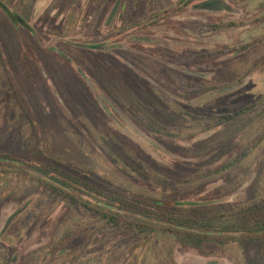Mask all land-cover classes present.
<instances>
[{"label":"rangeland","instance_id":"1","mask_svg":"<svg viewBox=\"0 0 264 264\" xmlns=\"http://www.w3.org/2000/svg\"><path fill=\"white\" fill-rule=\"evenodd\" d=\"M1 1L28 27L0 9V264H264L106 228L38 171L218 214L263 200L264 0Z\"/></svg>","mask_w":264,"mask_h":264},{"label":"trees","instance_id":"2","mask_svg":"<svg viewBox=\"0 0 264 264\" xmlns=\"http://www.w3.org/2000/svg\"><path fill=\"white\" fill-rule=\"evenodd\" d=\"M197 1L200 0H182L176 11L182 12ZM0 9L13 24L28 27L1 0ZM232 25L223 24L221 28ZM249 111L250 108H244L222 117V121L230 122ZM31 127L36 133V126L32 121ZM263 138L264 134L260 141ZM247 153L244 152L238 160L220 171L236 165ZM38 171L45 176L46 179L42 181L51 194L64 197L72 205L96 214L106 228L129 230L145 239H150L157 233L171 235L196 250H202L204 244H215L223 250L231 248L244 253L249 245L255 244L259 247L257 261L264 259V199L231 213L218 214L210 210L132 197L104 182L93 181L86 175L75 173L71 166H46ZM79 194L89 197L94 204L78 197Z\"/></svg>","mask_w":264,"mask_h":264},{"label":"water","instance_id":"3","mask_svg":"<svg viewBox=\"0 0 264 264\" xmlns=\"http://www.w3.org/2000/svg\"><path fill=\"white\" fill-rule=\"evenodd\" d=\"M204 8L208 10H227V6L217 1L208 3L207 5L204 6Z\"/></svg>","mask_w":264,"mask_h":264}]
</instances>
